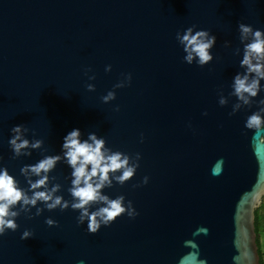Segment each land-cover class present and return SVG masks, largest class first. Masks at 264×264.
<instances>
[{
  "label": "water",
  "instance_id": "obj_1",
  "mask_svg": "<svg viewBox=\"0 0 264 264\" xmlns=\"http://www.w3.org/2000/svg\"><path fill=\"white\" fill-rule=\"evenodd\" d=\"M238 23L264 31V0H0V167L27 191L20 168L60 154L73 128L82 140L94 132L112 151L140 153L132 178L102 189L138 215L90 233L78 210L38 202L39 215L21 212L16 231L0 235V264H262L264 126L245 121L262 107L264 80L253 103L229 115L233 78L245 71ZM193 25L216 36L204 66L186 63L176 39ZM127 73L130 84L114 88ZM110 90L116 97L105 103ZM19 124L43 144L13 158L10 129ZM70 172L63 160L49 172V187L59 183L68 201ZM25 229L32 235L21 239Z\"/></svg>",
  "mask_w": 264,
  "mask_h": 264
},
{
  "label": "clouds",
  "instance_id": "obj_2",
  "mask_svg": "<svg viewBox=\"0 0 264 264\" xmlns=\"http://www.w3.org/2000/svg\"><path fill=\"white\" fill-rule=\"evenodd\" d=\"M195 25L186 28L181 34L176 33V39L183 45V51L186 55L183 60L192 64L195 60L198 66H204L212 61L213 56L210 49L215 45L216 36L210 35L208 30H196ZM239 39L243 44V56L240 60V66L245 69L243 73L237 72L231 85L233 91L229 96H235L237 103L232 106V112L235 113L242 106L251 105L253 98L261 90L260 81L264 80V31L253 29L249 24L238 23ZM229 41H224L227 47ZM236 53L240 49L235 50ZM111 65L105 66V71H110ZM90 69L85 70V74ZM124 78L118 81L113 87L122 88L130 84L131 73L123 74ZM90 80L95 76H89ZM87 89L94 90L93 84H87ZM116 93L112 90L102 96L103 102L107 103L114 100ZM221 106L228 103V100L222 94L219 97ZM262 105L258 111L252 112L245 121V127L248 129H261L264 126V99L257 101ZM119 111V106L115 108ZM206 114V113H205ZM12 136L8 144L12 150L13 158L21 155L29 156V149H40L43 141L41 139H32L25 137L28 128L22 124L14 125L10 129ZM141 138L142 135H141ZM103 137H97L96 133L90 132L86 139H81V131L73 128L63 137L61 153L45 155L34 164H25L20 168V173L25 177L28 184V190L21 188L18 181L9 174L7 168L0 167V235L6 230L16 231L19 227L16 223V217L21 212L30 214L31 208L36 207L38 202L48 210L59 208L61 211L69 206L73 210H78L77 223L83 224L87 221V231L96 233L100 227L110 225L117 217L127 214L129 218H134L138 213L128 201L125 205V197L118 195L114 199L103 194L102 189L111 187L113 181L123 185L132 178L139 167L140 153L130 156L120 151H112L105 146ZM64 161L71 169V187L68 192L72 200H65L56 193L60 190L59 183L52 184L49 187V180H55L50 177L49 172L53 170L56 164ZM120 174H117V173ZM32 177H37L35 180ZM148 177H143L141 183L146 184ZM134 185L133 187H137ZM42 189V190H41ZM29 192L31 194H29ZM17 205L19 207L17 208ZM92 205H98L95 210H91ZM43 209L36 207V215H39ZM45 223L49 226L56 224L52 218H46ZM32 232L25 229L21 234V239L29 238ZM82 264V262H80Z\"/></svg>",
  "mask_w": 264,
  "mask_h": 264
},
{
  "label": "trees",
  "instance_id": "obj_3",
  "mask_svg": "<svg viewBox=\"0 0 264 264\" xmlns=\"http://www.w3.org/2000/svg\"><path fill=\"white\" fill-rule=\"evenodd\" d=\"M255 231L258 252L260 255V262L264 264V256L262 254L263 251L261 247V244L263 242L262 237L264 235V197L262 198L261 204L255 210Z\"/></svg>",
  "mask_w": 264,
  "mask_h": 264
},
{
  "label": "rangeland",
  "instance_id": "obj_4",
  "mask_svg": "<svg viewBox=\"0 0 264 264\" xmlns=\"http://www.w3.org/2000/svg\"><path fill=\"white\" fill-rule=\"evenodd\" d=\"M263 238H264V235H263V237H262L263 242H262V244H261L262 251H263L262 254H263V256H264V239H263Z\"/></svg>",
  "mask_w": 264,
  "mask_h": 264
}]
</instances>
